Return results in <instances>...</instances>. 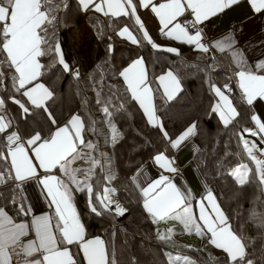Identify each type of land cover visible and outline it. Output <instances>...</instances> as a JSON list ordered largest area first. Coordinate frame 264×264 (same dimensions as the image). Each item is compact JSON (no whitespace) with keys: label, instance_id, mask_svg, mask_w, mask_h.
Wrapping results in <instances>:
<instances>
[{"label":"snow or ice","instance_id":"snow-or-ice-1","mask_svg":"<svg viewBox=\"0 0 264 264\" xmlns=\"http://www.w3.org/2000/svg\"><path fill=\"white\" fill-rule=\"evenodd\" d=\"M238 2L239 0H163L159 3L154 0H78L82 10L94 9L105 17L134 18L136 31H139L143 40L153 48L159 49L160 46L152 41L137 15L138 7L151 8L159 19L161 34L170 39L192 45L194 50L203 53H210L211 49L220 53L230 52L236 69L234 77L246 102L251 105L254 99L264 98V74H257L253 67L249 66L243 52L236 48L237 40L233 32L230 31L206 45L201 42L202 33L198 27L210 17ZM249 3L256 13L264 11V0H249ZM53 7L60 9L67 5L63 0L57 5L53 4V0H0V91L9 92V88L5 87V82H9L11 92L18 94L21 99L9 95L8 102L18 107L22 117H27L30 109H40L45 111L50 124L55 126L54 131L49 128L47 136L33 129L27 133V139H24L18 131L13 130L16 127L14 122L0 115V161L8 166L6 171H0V181L11 179L13 188L9 191L15 193L20 191L26 181L37 179L46 190L50 207L55 213L54 217L34 215L28 220L29 209L25 207L23 198L17 201L14 196L8 201L15 209L14 215L10 214L6 206H0V264H114L110 262L108 249L100 236L86 237L84 226L73 205L72 193H86L90 211L99 216H103L105 212L123 216L127 209L111 199L109 193L116 190L107 187L106 183L102 186L93 167H70V162L78 155L80 147L96 149L97 145L92 140L85 142V122L80 115H73L63 126L57 124L51 112L47 111V103L54 97V90L40 83L45 68L41 58L45 56L52 60L49 67L62 66L65 73L74 75L77 79L80 77L79 70L65 61L60 44L52 43L55 40L54 29L57 22V16L52 15ZM185 13L190 14L192 19L183 24L177 22ZM189 27L192 32H189ZM118 35L126 36L133 45L141 43L128 25H124ZM164 50L179 55V50L174 47ZM255 68L264 69V62L257 63ZM4 69L11 71L6 73ZM118 75L125 84L123 94L118 90H110L106 97H102L100 92H96L94 97V102L102 106L105 116L111 118L114 112L123 111V103H118L110 110L114 99L123 101L125 96H130L132 101L138 103L148 123L162 131L172 149L179 148L196 135V121L189 123L175 139L169 136L167 131H163L162 123H156L154 94L148 83L142 57L119 70ZM157 80L168 100H172L175 94L182 90L181 80L171 68L157 77ZM210 87L219 98L215 105L211 106V111L218 112L220 120L228 126L239 114L221 87L215 84ZM223 89L231 91L228 83L223 85ZM5 104V98L0 97V107ZM251 119L257 122L259 130L245 128L242 132L251 136L264 133V123L256 116ZM108 123L113 132L112 143L115 145L118 142L116 125L112 119H109ZM239 139L243 151L255 162L259 183L264 185V160L257 159L253 154L255 142L244 139L243 135H240ZM260 151L264 152V149ZM153 159L161 168L171 173L178 172L173 166L174 160L163 151L158 152ZM93 165L100 166L102 170L99 160L94 159ZM40 169L43 170V175L38 171ZM251 171L247 164L240 163L232 168L229 175L234 177L240 186H244L250 182ZM54 172L61 175H55ZM79 173L85 174L83 180L77 179ZM114 179L111 175L104 177L105 182ZM131 179L135 182L137 177L133 176ZM140 190L143 193L142 207L152 218V223L168 218L177 219L188 232L195 230L200 236L210 234L209 243L223 251L226 264H254L253 256L248 251L249 244L246 243L248 238L240 234V230H233L212 191H208L206 196L200 199L196 215L193 211L194 197L191 190H181L169 176L161 174L158 179L149 182ZM172 232V229H168L167 235L160 233L159 240L172 243ZM74 245L78 249L77 252L72 250ZM181 260L183 264H195L188 257L179 255L170 257L169 264Z\"/></svg>","mask_w":264,"mask_h":264},{"label":"trees","instance_id":"trees-1","mask_svg":"<svg viewBox=\"0 0 264 264\" xmlns=\"http://www.w3.org/2000/svg\"><path fill=\"white\" fill-rule=\"evenodd\" d=\"M65 4L67 7H61L60 10L55 7L52 9V13L57 16L55 38L64 32L70 15L74 17L73 22L81 17V12L77 11V14L73 10L74 4L70 0H66ZM85 21L89 32L86 33L84 44L67 52L66 56V62L79 70V79L65 73L60 66L49 67L52 60L47 56L41 58V63L46 66L40 79L49 89L54 90V97L47 103V111L51 112L57 124H65V118L73 113L80 115L85 122V142L92 140L97 145L96 149L80 147L78 155L72 159V168L93 167L102 186L106 183L114 188L115 199L127 209L123 216L108 212L99 216L90 211L86 193L73 191L74 200L79 206V215L88 225V229L106 239L110 262L169 264L171 256L179 255L188 257L195 264H226L225 254L207 242L209 234L201 236V241L205 242L203 247H193L173 239L172 243L159 240L156 223H152V219L143 209L142 195L135 189L131 178L158 152L163 151L171 158L173 150L163 137L162 131L147 122L142 110L130 96H125L123 101H112L110 110L118 103H123L124 109L114 112L111 118L105 116L102 106L94 102L96 92H100L102 97H106L110 90H118L123 94L125 84L118 75L119 70L134 59L142 57L149 67L156 116L163 124V131H167L175 139L189 123L197 122L194 141L198 152L192 159L197 173L208 191L215 195L233 230H240V234L248 238L246 243L249 244L248 251L253 256L254 264H264V185L259 183L255 162L243 151L239 137L243 135L244 139L254 141L257 149L264 146V139L242 132L248 128V121L251 124L252 108L244 102L240 89L235 85L234 72L232 68L228 69L230 65H224L220 58L216 62L207 55L195 54L188 50V46L167 45L161 38L152 40L160 46V50L154 49L143 40L141 33L136 31L137 26L133 19L128 17L111 18L89 12ZM121 25H128L141 43L131 46L116 39L114 33ZM168 46L178 49L179 55L170 54L161 48ZM170 68L179 76L182 90L174 99L167 101L158 92L155 77ZM4 71L7 73L11 70ZM225 83L231 88L227 96L239 114L228 126L223 125L211 111V106L215 105V94L210 85L215 84L222 88ZM69 86L72 88L70 96L74 97L72 101L75 100V104L63 101L64 91ZM5 87L9 88V92L0 91V97L6 100L2 109L14 122V129L21 137L27 139V133L33 129L44 136H47L50 127L55 129L43 110L30 109V114L22 117L18 107L8 102L9 95H15L16 99H21L20 96L11 92L9 82H5ZM87 92L94 96L90 97ZM109 119H112L117 129L118 142L115 145L112 143L113 132L108 123ZM94 159L100 161L102 170L100 166L94 167ZM77 163L81 165L77 167ZM240 163L247 164L252 170L249 174L250 182L244 186H240L229 175L232 168ZM7 168V164L0 161V171H6ZM108 175L115 179L105 182L104 177ZM84 178V173L77 174V179ZM9 183L8 179L0 181V206H6L10 214L14 215L15 209L8 203L11 199L9 194L13 193L9 191L13 188ZM177 264H183V261Z\"/></svg>","mask_w":264,"mask_h":264},{"label":"crops","instance_id":"crops-1","mask_svg":"<svg viewBox=\"0 0 264 264\" xmlns=\"http://www.w3.org/2000/svg\"><path fill=\"white\" fill-rule=\"evenodd\" d=\"M72 4L73 10L77 13L81 12V17L79 19H76L75 22H73L75 30L82 27L83 32V40L86 37V33L89 32V26L87 22L85 21L87 15L89 12L95 13V15L103 16L101 13L95 12V10H82V7L78 4V0H70ZM155 3L163 2V0H154ZM59 4L60 0H53V4ZM63 3H66V0H63ZM60 10V9H58ZM78 14V13H77ZM52 15H54L52 13ZM137 15L140 17L141 21L144 24L145 29L149 32V35L151 36L152 40L159 39L164 40L167 45L168 44H175L178 46H185L189 47L188 50L192 51L195 54H204L207 55L210 59L214 57V61L218 62V58H220L222 61H224V65H227V63L230 65L228 69L233 70V72L236 70L234 64L231 61V53L225 52L220 53L219 51L215 49H211L210 53H203L202 51H196L194 50V46L188 45L187 43L170 39L166 35H162L160 32L161 25L159 24L158 17L155 16V14L151 11V8H143L138 7L137 8ZM111 17V16H109ZM116 18V17H111ZM192 18V17H191ZM134 20V18H132ZM180 17L177 19V22H179ZM181 23V22H180ZM238 27L237 29H233L234 27ZM123 27L121 25L117 31L114 33V37L116 39H119L121 41H124L127 45H133L130 40L126 38V36L122 37L118 35V31ZM171 27V26H170ZM202 43L209 45L210 42H214L216 39L221 38L224 34L228 32H233L234 36L237 40L236 48L243 52V55L247 58L248 64L250 67H253L254 71L257 74H264V69L255 68V65L259 62H264V11L260 13H256L254 9L250 6L249 0H239L238 3L226 8L223 12H220L216 14L215 16L210 17L208 20L204 21L202 23ZM134 34V33H133ZM70 37H68V33L64 31L60 37V45L63 46L61 49V54L63 55L64 59L67 56V52L69 53L73 48H68V46L71 44V40H69ZM85 41V40H84ZM171 47V46H168ZM166 49L165 47H161ZM175 48V47H174ZM155 49V48H154ZM160 50V49H159ZM166 51V50H165ZM169 53V52H168ZM173 54V53H170ZM177 55V54H175ZM135 60V59H134ZM144 62V67L147 72V78L148 83L150 87L152 88V83L149 79V67ZM62 68V66H60ZM166 71V70H165ZM165 71L161 72L159 75H156V88L158 92L162 93V95L166 98L167 101H170L167 99V97L164 95L163 87L159 84V81L157 80V77L162 75ZM174 72V71H173ZM122 80V78H121ZM123 81V80H122ZM40 83L41 80H40ZM124 83V82H123ZM44 84V83H43ZM235 85L238 87L237 82ZM222 91H225V95H228V91L224 90L223 87L221 88ZM238 89H240L238 87ZM153 90V88H152ZM241 94L242 90L240 89ZM67 92H70L68 90ZM181 91L175 94L177 96ZM154 94V92H153ZM174 96V98H175ZM21 98V97H20ZM173 98V99H174ZM218 97L215 96L214 98V104L218 101ZM244 102H246V98L243 96ZM155 100V97H154ZM137 103V102H136ZM138 104V103H137ZM248 104V103H247ZM70 105V104H69ZM249 105V104H248ZM71 106V105H70ZM233 106V104H232ZM252 108V117L256 116L258 120L261 123H264V98H256L253 100V103L249 105ZM234 107V106H233ZM156 108V107H155ZM157 114V113H156ZM0 115H3L6 119H9L6 115V112L3 111L2 107H0ZM74 114L68 116L65 119V124L68 123L72 116ZM215 116L219 118L220 114L217 112L215 113ZM145 119L147 120L146 116L144 115ZM220 119V118H219ZM221 121V120H220ZM148 122V121H147ZM222 122V121H221ZM253 125V131L259 130V125L255 120H252ZM156 123H161L160 120H156ZM223 123V122H222ZM65 124H62L60 126H63ZM224 125V124H223ZM15 130V129H13ZM55 130V129H54ZM53 130V131H54ZM258 139H262L264 137V133H261L257 135ZM195 135L190 137L189 140L185 141L179 148L172 149L173 154L171 159L174 160L173 166L178 169L177 173H171L165 168H161L160 165L156 164L153 157L150 159L149 163H147L144 167H141L137 170L136 173H134L133 176H136L137 179L133 183L136 190H139L140 194L142 195V203H143V193L141 192V187L147 186V184L153 180H156L159 178V176L165 175L169 176L170 179L174 184H176L177 187H180L181 190H184L185 188L190 189L192 192L193 199V211L197 215V204L199 203L200 199L205 197L206 193L208 192L207 187L204 186L203 180L201 179L199 173H197L196 165L193 159L195 153L198 152V146H196L195 143ZM170 146V145H169ZM264 154V152L260 151V155ZM72 160L70 162V167H72ZM41 175L44 174L43 170H38ZM55 175L60 176L61 174L59 172H54ZM9 186L12 184L13 181L11 179H8ZM139 185L140 187H138ZM6 193H4L5 195ZM10 198L13 196L18 199V201L23 198V203L27 209H29V215L27 217L28 220L31 219L34 215H51L55 216L54 210L52 207H50V198L46 195V190L43 189L42 185L39 183L37 179H31L26 181L23 186L21 187L19 192L11 193L9 194ZM73 195V205L79 215V206L77 205L75 199V192L72 193ZM111 195V199H115V196L113 195V192ZM115 202L117 200L115 199ZM148 215V214H147ZM149 216V215H148ZM150 217V216H149ZM80 221L84 226L86 237L92 238L94 236H100L101 239L104 241L106 248L108 249L109 253V246H107L106 239L103 238V236L99 235V233H92L90 229H88V225L85 223L84 219H82L79 215ZM151 218V217H150ZM152 219V218H151ZM174 218H168L163 221H159L156 223V230L157 233H164L167 234V230L169 227H171V223H173ZM177 220V219H176ZM164 231V232H163ZM210 235V234H209ZM73 252H77L78 249L74 245L72 246ZM110 258V257H109Z\"/></svg>","mask_w":264,"mask_h":264},{"label":"rangeland","instance_id":"rangeland-1","mask_svg":"<svg viewBox=\"0 0 264 264\" xmlns=\"http://www.w3.org/2000/svg\"><path fill=\"white\" fill-rule=\"evenodd\" d=\"M73 19H74V17H73V15H70V17H69V20L66 22V25L64 26L65 28H64V31H66L67 33H68V37H70L69 38V40H71V44L68 46V48H73V50L75 49H77L78 47H81V45H83L84 44V40H83V35H82V33L81 32H83V30H82V27L81 28H78L77 30H75L76 28H74V26H73ZM59 43L60 44V41H59V37L58 38H55V40H53L52 41V43L53 44H55V43ZM60 47H61V49L63 48V46H61L60 45ZM65 61H67V59L65 58ZM51 64V62L49 63V65ZM45 66H46V64H45ZM41 80V79H40ZM45 85V84H44ZM46 86V85H45ZM47 87V86H46ZM70 89H72L70 86L69 87H67V89H65V91H64V94H63V101L64 102H70V104H75L76 102H75V100L74 101H72L73 99H74V97H72V96H70L71 94H70V92H67L68 90H70ZM88 93V95L90 96V97H92V96H94L93 94L91 95L89 92H87ZM90 99H92V98H90ZM74 115H76V113H73ZM70 116V115H69ZM68 117V116H67ZM66 117V118H67ZM65 118V119H66ZM65 122V121H64ZM248 128L247 129H252V130H254L253 129V125H252V122H251V124H249V121H248V126H247ZM261 149H264V146H262L260 149H257V148H255V152L253 153L256 157H257V159H261V160H264V154H262V155H260L259 156V154H260V150ZM254 150V149H253ZM81 164H76V166L78 167V166H80ZM144 167V166H143ZM72 168V167H71ZM235 180V179H234ZM107 186V185H106ZM107 187H109V188H111L110 187V185L109 186H107ZM110 194H112V193H109V196L111 197V195ZM207 194V193H206ZM206 196V195H205ZM113 201H115V199H113ZM217 201V200H216ZM218 203V202H217ZM198 208H197V215H198ZM199 222V221H198ZM202 227H203V225H201ZM168 229H172L173 230V232H172V239L173 240H175V241H177V242H183V243H186V245H190V246H193V247H195V246H200V247H203L204 246V244H205V242H203V241H201V239H202V237L200 236V235H198L196 232H195V230H192L191 232H188V231H186L185 230V228H184V225L179 221V220H176V219H174L173 220V223H171V227H169ZM168 229H166V230H168ZM164 232V231H163ZM167 233V232H166ZM158 234V233H157ZM168 234V233H167ZM166 234V235H167ZM176 236V238H178L179 240H177L176 238H175V236ZM158 236H159V234H158ZM210 236V235H209ZM207 242H209V238H208V240H207ZM221 250V249H220ZM222 251V250H221ZM223 252V251H222ZM175 256H177V255H173V256H171V257H175ZM181 262V261H180ZM173 264H177V262H175V261H173Z\"/></svg>","mask_w":264,"mask_h":264},{"label":"built area","instance_id":"built-area-1","mask_svg":"<svg viewBox=\"0 0 264 264\" xmlns=\"http://www.w3.org/2000/svg\"><path fill=\"white\" fill-rule=\"evenodd\" d=\"M192 18H191V16H190V14H188V13H185V15L184 16H182V17H180V20H179V22H181V24H183L186 20L187 21H190ZM199 29H202V24H200L199 26ZM238 27L236 26V27H234L233 29H237ZM189 32H192V29L189 27Z\"/></svg>","mask_w":264,"mask_h":264}]
</instances>
